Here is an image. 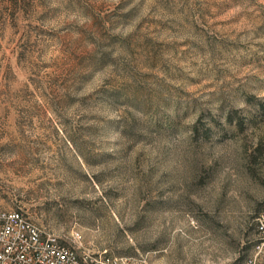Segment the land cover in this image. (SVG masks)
Returning <instances> with one entry per match:
<instances>
[{
	"label": "rangeland",
	"instance_id": "1",
	"mask_svg": "<svg viewBox=\"0 0 264 264\" xmlns=\"http://www.w3.org/2000/svg\"><path fill=\"white\" fill-rule=\"evenodd\" d=\"M0 210L81 256L264 264V0H0Z\"/></svg>",
	"mask_w": 264,
	"mask_h": 264
},
{
	"label": "built area",
	"instance_id": "2",
	"mask_svg": "<svg viewBox=\"0 0 264 264\" xmlns=\"http://www.w3.org/2000/svg\"><path fill=\"white\" fill-rule=\"evenodd\" d=\"M122 259L107 250L81 256L21 210H0V264H121ZM249 264H257V258H251Z\"/></svg>",
	"mask_w": 264,
	"mask_h": 264
}]
</instances>
